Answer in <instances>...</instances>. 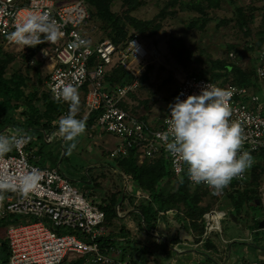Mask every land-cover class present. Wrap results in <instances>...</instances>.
Masks as SVG:
<instances>
[{
  "label": "built area",
  "instance_id": "built-area-1",
  "mask_svg": "<svg viewBox=\"0 0 264 264\" xmlns=\"http://www.w3.org/2000/svg\"><path fill=\"white\" fill-rule=\"evenodd\" d=\"M258 4L264 11V0ZM89 18L85 0H0V38L7 37V43L43 39L39 59L49 63L46 87L64 104L52 126L74 122L72 111L83 97V118L97 111L93 125L120 139L110 156L125 155L128 147L140 145L142 157L163 153L172 172L184 173L190 184L245 179L253 154L264 149V102L258 95L243 85L188 74L155 128L120 106L138 88L149 56L145 43L135 31L117 43L109 38L94 40L87 33ZM130 56L137 59L135 66L128 65ZM256 58V75L264 79V53ZM117 65L130 72L131 80L118 84L106 79ZM28 142L27 135L15 134L3 144L10 145L7 153L0 152V217L30 218L8 225L4 264H61L70 254L85 256L92 264H112L115 258L98 243L105 233L104 211L58 166L31 162ZM260 192L264 203V180ZM222 215L216 210L204 214L207 232L219 230ZM250 264H264V259Z\"/></svg>",
  "mask_w": 264,
  "mask_h": 264
},
{
  "label": "trees",
  "instance_id": "trees-1",
  "mask_svg": "<svg viewBox=\"0 0 264 264\" xmlns=\"http://www.w3.org/2000/svg\"><path fill=\"white\" fill-rule=\"evenodd\" d=\"M85 1L89 7L90 17L91 15H95L106 24V26H103L104 29L107 27L109 28L106 35L115 43L126 35L123 26L125 24L124 21H127L129 25L139 33V36L143 35L144 32L153 33L159 28L158 23L154 24V19L142 20L129 14L128 11L139 6L142 0H122L123 5H126V10H124L122 15L111 11L110 7L112 5V0ZM162 1L164 4L154 17H164L166 13H174L180 8H185L199 13V15L192 16L190 22H188V26L198 25L201 28L209 19L208 11H210V9L219 7L223 1H228L231 4L235 2L234 0ZM251 1L252 0H248L249 3ZM260 8L264 14L263 8L261 6ZM234 9L236 16L235 23L238 29L242 30L245 36L251 35L253 31L250 27V23L254 14L252 12L247 13L246 8L241 5L234 7ZM261 33H264V31ZM4 41V37L0 38V141L4 138V142L6 139L10 142L13 136L18 133L27 135L29 141H32L34 136L33 130L41 127L43 131L47 132L52 128L51 123L59 116L64 104L55 99L47 88L42 90L39 84L35 82L31 83V86H29L27 82L29 77L27 74H22L20 72H12L9 75L6 74V67L11 61V56L5 52ZM42 45L43 39H39L33 43L30 42V48L27 49V57H31V54L37 51ZM229 45L231 48L233 47L231 44ZM252 45L251 43L249 48H252ZM169 51L171 55L182 62L184 59L185 61H190L191 59L192 51L187 48L180 38L174 36L170 37ZM184 54L185 58L183 57ZM211 62L212 69L208 75H202L200 73L197 75L205 76L210 80L216 81L222 76L226 77V74H231L232 78L228 79V82L245 84L251 88L248 81L251 80L252 75H255V68L246 70V68L244 69L241 66L235 65L233 62H226V60L223 59H212ZM40 63L41 62L36 65H28L38 68V64ZM145 70L148 71L149 67L141 71L138 77V88H141L147 79ZM131 78L132 75L130 72L121 65H117L113 70L109 71L106 76L107 80L118 84L129 81ZM82 89L86 91L87 84H85ZM135 93H137V91L129 93L130 100L131 98L134 101L138 100V96ZM174 94L175 90L171 93L170 100L173 98ZM140 102L145 105V109H149V101L140 100L139 103ZM135 105L138 106V103L134 104L132 100L131 102H120V106L129 112H134ZM83 112L84 98L81 97L76 104V108L72 111L77 118V120H75L77 121L76 123H80ZM97 115V111L88 114V116L82 120L85 122V126L90 127V125L94 123ZM143 115H141L140 118H145ZM76 123L72 125V123L68 121V123H65L63 129L69 132ZM67 124H69V126ZM21 129L26 132H20ZM29 148L31 147L27 149ZM0 152L7 153V149L0 147ZM113 163H115L119 171V180H122L124 177H129L140 187L141 193L150 194V197L135 198L123 192L122 188L116 185L111 193L109 192L110 194H107V196L103 198V201L97 202V205L105 213V221L103 224L105 233L99 236V246L103 252L108 254L118 252L120 257L118 258V254H115V261L112 264H121L122 262H125L124 264H145L147 258L152 259V264H171L172 258L168 255V252L178 253V251L171 249V246L174 247L177 245V242L186 239L179 236L178 226L175 227V233L172 234L169 232V235L171 234V240H165L166 243L161 240L156 242V240L151 237L154 236V234H163V231L169 229V224L167 225V223L170 217L184 219L185 221H183V224L180 223L179 225L189 231L195 243L202 240L201 243L203 246L205 248L208 247L211 251H215L216 249L215 243L212 240L221 239L219 237V232H215L214 234V231H206L204 214L208 211L212 209L223 210V216H228L235 221H237L241 215H244L248 218L247 226L251 230L260 227L259 222L264 218V213H262V215H257L249 213L247 209H243L245 205H247L249 209L255 207L264 208L260 192L261 184L264 180V149L255 152L254 159L247 168L248 175L245 179H228L230 181L226 182L225 180L219 183L218 187L224 193L226 200L222 202V205L218 206L213 204L215 198H211L212 200L206 199V197L210 198L208 196L210 189L200 185L192 186L185 179L175 175L172 172L169 160L163 153L157 156L144 158L141 154L140 145H133L128 148L125 155L113 157ZM163 184L166 185L174 195V200L171 204L166 203L159 193L160 187ZM127 214L132 216L134 220L135 231L128 228L125 224L117 225L116 223L117 220H120ZM17 220L18 217L13 214H6L0 217V233H4V236L0 238V264H4L8 257L7 237L5 235L7 223ZM261 230H264V228L261 227ZM132 232L134 233L132 234ZM140 232L147 235V240L138 238ZM256 232H258V229ZM149 238L151 240H149ZM260 239L264 240V237ZM184 241L188 242L186 240ZM181 245H183V243ZM177 248L178 247H176V249ZM83 259H85V256H78L70 260L67 264H81ZM118 261H121V263H118Z\"/></svg>",
  "mask_w": 264,
  "mask_h": 264
},
{
  "label": "rangeland",
  "instance_id": "rangeland-1",
  "mask_svg": "<svg viewBox=\"0 0 264 264\" xmlns=\"http://www.w3.org/2000/svg\"><path fill=\"white\" fill-rule=\"evenodd\" d=\"M234 1V4H231L228 1H223L219 7L210 9V11H208L209 19L204 23L202 28L198 25L188 26V22H190L192 16L199 15V13L185 8H180L174 13H166L164 17H154L164 4L162 0H142V3H140L139 6L128 11L130 15L135 16L136 18L142 20L154 19V24H159V28L155 32H144L143 35H140L142 36L141 38L149 51V56L146 60V63H143V69H147V67H149V70H145L147 79L141 88H136L133 91H137L135 94L138 96V100L134 101L132 98L131 100L134 104L138 103V106L135 105L134 112H131V114L137 117H140L143 114H148L147 117L150 118V121L155 123L157 117L162 116L164 107L170 100L171 93L174 92L180 80L184 78V76L192 73L208 75L212 69V59H223L226 60V62H233L235 65L241 66L244 69L246 68V70L255 68L257 64L256 56L259 53H264V33H261L264 31V14L257 3V0H252L250 3L248 0ZM240 5L246 8L247 13L252 12L254 14L250 23V27L252 28L253 32L249 36H245L242 30H239L235 23L236 16L234 7ZM110 8L111 11L122 15L124 10H126V5H123L122 0H112V5ZM124 22L125 24L123 26L125 28L126 34L128 32L135 31L127 21ZM103 26H106V24H104L101 19H98L95 15H91L87 25V33L94 40L109 38L106 35V32L109 31V28L107 27L104 29ZM171 36L180 38L187 48L192 51L190 61H185L184 59L183 63L171 55L169 51V40ZM4 38L5 52L11 56V61L6 67V74L9 75L12 72L27 74L29 77L27 81L29 86H31V83L35 82L36 84H39L42 90H45L46 79L49 74L50 67L47 66V61H42L39 59V49L31 54L32 58H28L27 49L30 48V42L27 39H21L7 43V37ZM251 43L253 44L252 48H249ZM229 44H231L233 47L231 48ZM183 57L185 58V54ZM32 60L35 61V65L41 62L38 64V68L30 66V61ZM136 62L137 59H134L131 56L127 59V63L130 66H135ZM230 78H232V75L226 74V77L222 76L217 80L228 81ZM248 83H250L252 91L258 95L259 99L264 101V79L259 78L255 73V75L251 76V80H249ZM237 85L246 86L245 84ZM131 100L129 102H131ZM140 100L149 101V109H145V105L141 102L139 103ZM69 122L73 123V121ZM65 123H68V121L62 122L58 128L63 130ZM67 125L69 126V124ZM62 130L61 133L63 132ZM96 130V134L95 131L91 130L87 132L89 138H92L91 141H89V139L82 134H80V137L77 138H75L76 134H74L72 137V134H69V132H67L65 139L64 135L66 134L60 133V136H62L61 141L63 140V143H61L60 140H58L56 144L53 143L56 139L53 142L47 143L43 137L37 142L34 140L29 141L26 149L31 147L29 148L31 149L30 153L31 151L34 152V156L36 158H31L30 161L40 165L58 166L59 170L70 179L72 185L81 192L83 189H85L84 186H86L87 183H91L90 176H92V173L97 170V172L99 171L100 173H98L93 178L97 185L94 190L102 194H110L111 189L113 190V188L116 187L115 185H117L119 188H122L121 181L123 180L118 179L120 178L119 171L115 168L116 166L115 163H113V157L109 155V151L111 150L109 148L114 147V145L118 143L120 139L114 134L100 129L98 126ZM58 134L59 133H56L55 131L52 137L57 138ZM2 141H4V138ZM2 141H0V144H3ZM52 156H54V160H52ZM89 163L93 165H89ZM178 177L188 181L184 173L178 175ZM225 180L226 182L230 181L228 179H223L222 181ZM220 182L213 183L209 186L188 183L192 186L200 185L210 189L208 193L210 198L206 197V199L215 198L213 204L218 206L222 205V202L226 200L224 193L218 187ZM87 185L90 186V184ZM88 188L89 189L85 190L84 193L90 200L89 197H93L94 194L91 193V186ZM159 193L166 203L171 204L173 202L174 195L170 192L166 185L163 184L160 187ZM99 199L101 200L100 197ZM99 199H97L95 203L99 202ZM243 209H247L249 213L257 215H262V213H264L263 207L249 209L247 205H245L243 206ZM16 216L18 217V220L11 223L30 221V218L26 215ZM129 219L130 218L126 220ZM126 220H124V223L127 222ZM131 221L134 222L133 219ZM183 221L185 220L170 217L169 222L167 223V225L169 224V229L166 230L168 232L163 231V234H154V236H151L154 240H156V242L161 240L166 243L165 240H171V234L169 235V232L172 234L175 233V227L178 226L179 236L181 238H186L184 240L188 242L183 240V245L178 246L179 249H176L175 246H171V249L178 251V253L168 252V255L172 258L171 264H222L226 261L227 262L225 264L250 263V251L248 253V249L244 247L247 242L238 243V245H236V249L231 250L230 252H225L223 250L222 254L224 258L222 259L219 257L218 259L217 257L211 256V251L210 253H207L205 250L202 251L201 247L203 244L198 246L194 244L195 242L192 240L189 231L179 225L180 223L183 224ZM247 221L248 218H246L244 215H241L237 221L229 218L228 216H222L219 219V230L215 229L213 233L219 232L221 234L219 235L220 239H222V237L224 239L236 237L234 238L235 242L241 241L244 238H247V240H250L254 243L259 242V239L264 237V230H261V227L255 228L254 231L249 229L247 226ZM9 224L10 223L8 222L7 226ZM133 226L134 225L132 224L130 229L134 230L135 227ZM257 229L258 232H256ZM133 233L134 232H132V234ZM3 236L4 233H0V238ZM138 236V238L142 240H147V235L144 233L140 232ZM149 240L151 239L149 238ZM212 241L215 243V247H217L219 243H221L222 247L221 240ZM261 246H264V242ZM242 247H244L246 251L245 249L242 251ZM251 253L256 255V252ZM115 254H118L117 257L120 258L118 252L112 253L111 255L115 257ZM78 256L80 255L70 254L61 264H67L70 260ZM257 257L259 258L260 256ZM81 262V264H90L86 258ZM145 264H152V259L147 258Z\"/></svg>",
  "mask_w": 264,
  "mask_h": 264
},
{
  "label": "crops",
  "instance_id": "crops-1",
  "mask_svg": "<svg viewBox=\"0 0 264 264\" xmlns=\"http://www.w3.org/2000/svg\"><path fill=\"white\" fill-rule=\"evenodd\" d=\"M48 67H49V63H48V65H47ZM47 79H48V76H47ZM47 79H46V81H47ZM263 101V100H262ZM169 102V101H168ZM264 102V101H263ZM168 104V103H167ZM165 108V107H164ZM164 112V111H163ZM143 116H145V118H143V120L145 121V122H147V123H149L150 125H153V127H158L159 126V124H160V121H161V118H162V116H163V114H162V116H160V117H157V120H156V122L155 123H152L151 121H150V118L149 117H147L148 116V114H144ZM85 118V117H84ZM84 118H83V114H82V116H81V119L82 120H84ZM142 119V118H141ZM76 120H77V118H76ZM82 120H80V123H76L77 121H75V122H73L72 123V125L74 124V123H76L74 126H73V128L71 129V131H69L70 133L69 134H72V137H73V135L74 134H76L75 135V138H77V137H80L79 135L80 134H82V135H85L88 139H89V141H91V139L92 138H89V136L87 135V132H89L90 130L91 131H95V134H96V126H94L93 124L92 125H90V127H86L85 126V122L83 121L82 122ZM79 121V120H78ZM51 125H52V123H51ZM53 127V126H52ZM54 128V129H53ZM53 128H51L49 131H43L42 129H41V127H39L38 129H36V130H33V138H32V140H34V141H38V140H40V139H42V137L46 140L45 142H53L55 139V141L53 142V143H55L56 144V142H58V140H60V142L61 143H63V140L61 141V137L62 136H60V133H61V128L59 129L58 127H53ZM54 131H53V130ZM55 131H56V133H59L58 134V136H57V138H53L52 137V135H53V133H55ZM63 132L61 133V134H66V135H64V139L66 138V136H67V131L65 130V129H63L62 130ZM21 132H26V131H24L23 129H21ZM98 133V132H97ZM50 135H51V138H50ZM6 141H8V139H6ZM6 141L4 142V141H2L3 142V144L4 143H6ZM93 142V141H92ZM118 143H119V141H118ZM118 143H116L115 145H114V147L118 144ZM3 144H0V147H4V148H6V149H8V145H3ZM96 147V146H95ZM114 147H110L109 149H112V148H114ZM131 147V146H130ZM97 148V147H96ZM95 148V149H96ZM129 148V147H128ZM128 148H127V150H128ZM98 149V148H97ZM31 149H29V151H30ZM56 150V149H55ZM31 158L32 159H36L35 158V156H34V152H32L31 151ZM52 160H54V156H52ZM91 163H89V165H90ZM91 165H93V164H91ZM248 166L249 165H247V168H248ZM94 167V166H93ZM116 168V167H115ZM117 169V168H116ZM118 170V169H117ZM98 173H100L99 171L97 172V170H95V172H93L92 173V176H90V182L91 183H87V184H90V186H91V189H92V194H94V196L93 197H89L90 198V200L91 201H93V202H95L97 199H99V197L101 198V200L99 199V202H101V201H103V198L104 197H106L107 196V194L106 193H100V192H98V191H95L94 189L96 188V183H95V180H93V178L98 174ZM95 174V175H94ZM123 181H122V183H121V186H122V191L123 192H126V193H128L130 196H133L132 194H131V192H135V193H139V194H144V193H141V189H140V187L132 180V179H130L129 177H124L123 179H122ZM86 184V186H84V188L85 189H83V191H82V193H84V191L85 190H88L89 188L88 187H90L89 185H87ZM262 185V184H261ZM116 186V185H115ZM99 190V189H98ZM111 191H112V189H111ZM85 194V193H84ZM161 195V194H160ZM162 197V196H161ZM135 198H138V197H135ZM212 210H216V211H220V210H217V209H212ZM223 211V210H222ZM223 213H224V211H223ZM128 218H132V216H130V215H124L120 220H117V225H123V224H127L126 226L128 227V228H131L132 227V224L134 225L133 227H135V224H134V222L133 221H131L130 219L129 220H126V219H128ZM124 220H126L127 222L126 223H124ZM129 223V224H128ZM119 227V226H118ZM261 227V226H260ZM264 228V227H263ZM253 231H254V229H253ZM215 234V233H214ZM5 235H6V237H7V233H6V231H5ZM219 235H221L220 233H219ZM118 238H120V237H118ZM234 238H236V237H232V238H227V239H224L223 237H222V239H221V241H222V247H221V243H219V249H218V246L216 247V249H215V251L213 250V251H211V250H209V248L207 247L206 249H205V247L202 245V243H201V241H199V242H196V243H194L195 245H202V247H201V250L203 251V250H205L207 253H210V251L212 252V253H210L211 254V256L212 257H217L218 259H219V257H221L222 259L224 258L223 257V250L225 251V252H230L231 250H234V249H236V245H238V243H240V242H247V244L244 246V247H246L247 249H248V253H249V251H250V258H251V261H254V260H261V259H264V246H261V245H263V242H264V240H262V239H259L260 241L259 242H256V243H254V242H251L250 240H247V238H244V239H246V240H241V241H237V242H235L234 241ZM121 239V238H120ZM183 243V241H181V242H177V245L175 246V247H178L179 245H181ZM244 247H242L241 249H242V251H244ZM221 248V249H220ZM245 251H246V249H245ZM251 252H256V255L255 254H253V253H251ZM257 256H260L259 258L257 257ZM256 257V258H255ZM216 259V258H215ZM250 261V262H251ZM227 262V261H226ZM226 262H224V263H222V264H225ZM250 264V263H249Z\"/></svg>",
  "mask_w": 264,
  "mask_h": 264
},
{
  "label": "water",
  "instance_id": "water-1",
  "mask_svg": "<svg viewBox=\"0 0 264 264\" xmlns=\"http://www.w3.org/2000/svg\"><path fill=\"white\" fill-rule=\"evenodd\" d=\"M259 226L264 227V219H261L259 222Z\"/></svg>",
  "mask_w": 264,
  "mask_h": 264
},
{
  "label": "clouds",
  "instance_id": "clouds-1",
  "mask_svg": "<svg viewBox=\"0 0 264 264\" xmlns=\"http://www.w3.org/2000/svg\"><path fill=\"white\" fill-rule=\"evenodd\" d=\"M47 88V87H46ZM134 197H136V196H134ZM139 197H144V196H139ZM149 197H150V194H149ZM93 202V201H92ZM95 203V202H94ZM95 204H97V202L95 203ZM220 212H223L222 210H220ZM223 215H224V213H223ZM222 215V216H223ZM264 219V218H263ZM218 224H219V222H218ZM251 263V262H250Z\"/></svg>",
  "mask_w": 264,
  "mask_h": 264
},
{
  "label": "bare ground",
  "instance_id": "bare-ground-1",
  "mask_svg": "<svg viewBox=\"0 0 264 264\" xmlns=\"http://www.w3.org/2000/svg\"><path fill=\"white\" fill-rule=\"evenodd\" d=\"M215 223L217 224L216 218H215Z\"/></svg>",
  "mask_w": 264,
  "mask_h": 264
}]
</instances>
